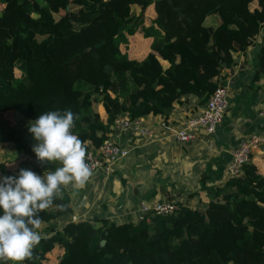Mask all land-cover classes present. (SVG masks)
I'll use <instances>...</instances> for the list:
<instances>
[{
    "label": "trees",
    "instance_id": "16d2710c",
    "mask_svg": "<svg viewBox=\"0 0 264 264\" xmlns=\"http://www.w3.org/2000/svg\"><path fill=\"white\" fill-rule=\"evenodd\" d=\"M133 36L143 45L130 54ZM257 41L254 81L264 86V0H0V114L16 110L35 120L71 109L88 151L114 136L121 114L167 121L176 109L205 106ZM0 143L25 152L16 166L0 161L1 178L61 166L40 162L39 142L8 120ZM252 154L205 205L172 196L166 201L175 212L137 222L76 219L64 187L39 213L45 238L23 264H264V172Z\"/></svg>",
    "mask_w": 264,
    "mask_h": 264
},
{
    "label": "crops",
    "instance_id": "0c3cea01",
    "mask_svg": "<svg viewBox=\"0 0 264 264\" xmlns=\"http://www.w3.org/2000/svg\"><path fill=\"white\" fill-rule=\"evenodd\" d=\"M259 45L257 41L242 53L232 75L224 74L231 80L229 104L216 132L207 134L199 128L196 139L188 142L175 137L174 132L188 117L204 107L200 104L197 111L190 105L176 109L167 121L163 114L145 117L143 123L154 130V138L114 134L130 152L112 166L108 176L98 171L82 188L65 187L75 200L74 217L101 215L137 222L143 202L151 204L172 196H183L193 206L205 205L229 176V164L241 141L255 132L264 135V119L259 114L264 108V86L254 81ZM252 157L264 172V142ZM62 252L59 249L56 256Z\"/></svg>",
    "mask_w": 264,
    "mask_h": 264
},
{
    "label": "clouds",
    "instance_id": "9594fccd",
    "mask_svg": "<svg viewBox=\"0 0 264 264\" xmlns=\"http://www.w3.org/2000/svg\"><path fill=\"white\" fill-rule=\"evenodd\" d=\"M80 119L71 109L40 114L29 131L39 143L33 151L40 162L61 165L39 175L21 169L18 176L0 178V260L23 264L45 237L39 213L62 198V189H79L93 176L87 143L74 133Z\"/></svg>",
    "mask_w": 264,
    "mask_h": 264
},
{
    "label": "built area",
    "instance_id": "2783aa9c",
    "mask_svg": "<svg viewBox=\"0 0 264 264\" xmlns=\"http://www.w3.org/2000/svg\"><path fill=\"white\" fill-rule=\"evenodd\" d=\"M229 76H221L220 83L211 93L205 106L198 110L195 114L188 117L182 128L174 132L175 137L180 141H188L196 139L198 136L197 129L203 128L207 134L216 132L218 125L222 122L225 112L229 104V87L231 80H227ZM226 78V79H225ZM264 119V108L259 112ZM114 130L116 135L124 133L131 135H146L154 138V130L144 125L141 118L132 119L128 114H121L115 120ZM264 142V135L258 132L252 133L250 136L241 141L240 145L233 153L232 161L228 170L231 175H238L244 164H246L251 154L259 144ZM89 163L93 166V175L102 171L107 176L110 174L111 166L118 160L126 157L130 149L123 146L114 137L107 138L98 148H92L88 151ZM177 206L166 201L157 200L154 203L143 202L141 204V218L144 219L147 214H172Z\"/></svg>",
    "mask_w": 264,
    "mask_h": 264
},
{
    "label": "rangeland",
    "instance_id": "374dc122",
    "mask_svg": "<svg viewBox=\"0 0 264 264\" xmlns=\"http://www.w3.org/2000/svg\"><path fill=\"white\" fill-rule=\"evenodd\" d=\"M73 7L75 8V10L77 9L76 5H73ZM150 9V8H149ZM153 17V13H149L148 14V18L149 20H151ZM143 30V29H142ZM136 38V36L132 37L129 46L126 48V51H128V53L130 54H135L136 50L140 48L141 44H138V37L135 40V44L133 45L131 42L134 41L133 39ZM145 40V39H142ZM126 42V39L123 40L124 44ZM101 111L104 113V109L101 108ZM4 120H8L13 124H16L19 128L20 131L25 134L29 131V126H30V122L34 121L31 119H27L26 117H24L21 113H19L16 110H10L8 112H4L2 114H0V124H2V122ZM31 136L34 139L33 134L31 133ZM25 152L24 151H19L17 150V148L9 143H0V161H8L9 165L8 166H16L18 161L21 159L22 155H24ZM0 178H1V173H0ZM60 254V253H58ZM57 254L52 256V259L55 260ZM56 256V257H55Z\"/></svg>",
    "mask_w": 264,
    "mask_h": 264
},
{
    "label": "water",
    "instance_id": "95a60500",
    "mask_svg": "<svg viewBox=\"0 0 264 264\" xmlns=\"http://www.w3.org/2000/svg\"><path fill=\"white\" fill-rule=\"evenodd\" d=\"M106 243V240H102L101 244L104 245Z\"/></svg>",
    "mask_w": 264,
    "mask_h": 264
}]
</instances>
